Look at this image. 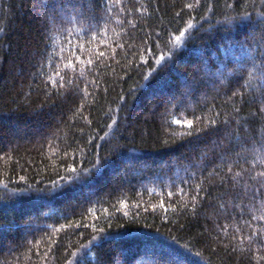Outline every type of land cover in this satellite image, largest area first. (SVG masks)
Returning <instances> with one entry per match:
<instances>
[{"label": "trees", "instance_id": "obj_1", "mask_svg": "<svg viewBox=\"0 0 264 264\" xmlns=\"http://www.w3.org/2000/svg\"><path fill=\"white\" fill-rule=\"evenodd\" d=\"M0 264H264V0H0Z\"/></svg>", "mask_w": 264, "mask_h": 264}, {"label": "snow or ice", "instance_id": "obj_2", "mask_svg": "<svg viewBox=\"0 0 264 264\" xmlns=\"http://www.w3.org/2000/svg\"><path fill=\"white\" fill-rule=\"evenodd\" d=\"M191 27H192V26L189 25V28H191ZM184 35H185V33H184V32H181V33H180V36L176 37L177 41L179 42L180 39H181V37H183ZM176 122H177V123H180V121H176ZM188 126H189V127L191 126V122L188 123Z\"/></svg>", "mask_w": 264, "mask_h": 264}]
</instances>
